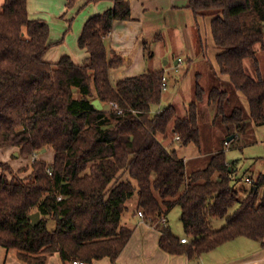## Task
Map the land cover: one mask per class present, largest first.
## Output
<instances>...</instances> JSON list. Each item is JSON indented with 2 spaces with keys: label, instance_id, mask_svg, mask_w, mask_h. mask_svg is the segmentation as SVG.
Wrapping results in <instances>:
<instances>
[{
  "label": "trees",
  "instance_id": "obj_1",
  "mask_svg": "<svg viewBox=\"0 0 264 264\" xmlns=\"http://www.w3.org/2000/svg\"><path fill=\"white\" fill-rule=\"evenodd\" d=\"M77 1L66 0V8ZM81 1L113 3L84 23L77 41L88 53L82 63L69 56L54 63L45 59L50 27L29 18L27 0L1 5L0 149L15 148L32 162L24 176L28 168L15 172L1 163L0 247L23 264H45L54 254L64 264L115 262L134 232L124 218L133 200L136 212L159 231V248L171 255L195 260L237 238L262 242L264 174L250 176V190L239 200L233 181L248 174L236 178L225 147L212 153L204 168L188 173L186 162L164 141L172 134L182 146H200L198 103L205 97L235 145L250 122L264 125V76L257 57L258 50L264 54V0H189L196 18L216 11L211 36L218 75L228 82L219 77L220 87L205 90L197 76L195 101L183 117L172 106L153 110L161 103L164 78L169 80L163 69L111 83V71L121 69L124 59L115 51L108 54L105 38L115 21L131 20L130 0ZM149 46L144 45L147 58ZM226 83L244 96L248 115L241 107L227 111L230 95L221 86ZM95 99L102 110L92 104ZM49 149L51 163L36 156ZM175 207L186 243L160 223ZM35 212L40 219L32 226ZM219 220L223 224L215 228Z\"/></svg>",
  "mask_w": 264,
  "mask_h": 264
},
{
  "label": "crops",
  "instance_id": "obj_2",
  "mask_svg": "<svg viewBox=\"0 0 264 264\" xmlns=\"http://www.w3.org/2000/svg\"><path fill=\"white\" fill-rule=\"evenodd\" d=\"M35 3L49 5V9H51L49 12L50 17L54 21L62 22L61 33L56 38L52 39L50 31L49 41L52 45L45 55V59L52 63L58 61L62 56H69L76 63L84 62L88 57V53L80 49L77 44L84 23L89 17L101 14L113 6L112 2L85 5L83 1L79 0L70 9L73 12L68 15L65 12L66 0H27L29 18L41 19L45 22H47L45 18L36 15L43 9H36L33 5ZM188 6L189 0H130L131 20L115 21L110 34L105 38L108 54L115 51L124 59L122 68L110 73L113 86L120 78L136 76L146 71L158 69H163L167 74H169L170 70H174L176 74H179L177 76L178 81H182L194 63L204 64L202 71L195 74L199 80L208 76L210 81L213 79L214 82L219 83L218 78L220 77L223 82H228L226 77L218 75L217 50L215 49L210 29L212 17L206 15L196 18ZM82 11L85 13H82L81 18L75 21L76 14ZM194 35L197 37L196 43L199 41V51H193V48L187 43L190 36L195 41ZM207 36L210 37L213 44L210 52L205 42V37ZM149 42L154 44V47L156 44L163 43V47L169 44L184 48L185 51L183 52L188 54L184 61L185 64L182 62L180 66L174 68L169 66V61H165L164 67H162L156 55L151 59L147 58L144 45ZM116 72H120V74L117 75ZM237 93L241 97L248 113L247 101L241 93ZM204 100L208 102L207 97ZM167 141L164 144L174 148L177 156L186 163L189 162L188 159L201 157L200 146L192 143L182 146L172 134ZM227 142L228 144L225 145L226 152L228 148L234 145V149L240 153L237 159L228 160V162L236 165V178L241 177L246 171L248 175L244 177V180L251 184V177L254 178L259 173L264 174V125L255 126L250 122L246 133L237 145L228 139ZM18 169L13 170L16 172ZM30 171L31 169L27 171V174ZM252 171L254 173L251 176ZM247 179L250 181H247ZM128 217L131 220L133 218L138 220H134L136 224L133 225V235L116 261L111 262L108 258H104L91 264H264V240L257 242L243 237L237 238L207 254L199 256L195 260H191L186 255H171L159 248V231L137 215L135 203H131ZM166 220L167 226H169L168 215ZM177 237L183 238L184 236ZM0 264L23 263L16 258L12 251L0 247ZM45 264L64 263L58 254H54L48 257Z\"/></svg>",
  "mask_w": 264,
  "mask_h": 264
},
{
  "label": "rangeland",
  "instance_id": "obj_3",
  "mask_svg": "<svg viewBox=\"0 0 264 264\" xmlns=\"http://www.w3.org/2000/svg\"><path fill=\"white\" fill-rule=\"evenodd\" d=\"M3 0H0V11H1V5ZM36 9L41 8L43 10L40 11L38 17L45 18L47 20V23L49 24L52 39L56 38L59 33H61V27L62 22L54 21L50 17V10L49 5L43 4V3H35L33 4ZM67 14H71L73 10H68L66 8ZM82 13H85L82 11L81 13L76 14L77 21L79 18H81ZM216 14V11H209L207 12L208 17H213ZM32 17V16H31ZM195 41L193 40V37L190 36L187 43L190 47L194 50L199 51V41L196 43L197 37L194 35ZM205 42L208 48V51L210 52V49L212 47V41L209 36L205 37ZM150 46L151 51V58L154 57V55L157 56V59L159 60L162 67H164V62L169 61V66L177 68L181 64L178 63V59H181V62L184 63L187 53L183 52L185 51L184 48L179 46H171V45H165L163 47V43L156 44L154 47V44L148 43ZM65 48V47H64ZM191 48V49H192ZM62 49V47H60ZM258 59L260 63V68L264 76V54L258 50ZM185 64V63H184ZM204 64L201 63H194L190 67L189 72L187 73L186 77L182 81H178L177 76L179 74H176L174 70L169 71V80L167 82L166 89L163 91V96L161 103L158 106H155L153 108L154 111H159L167 108L168 106H172L177 110V113L180 117H183L186 112V108L188 105L195 101V83H196V76L195 74L197 72L202 71ZM245 66L250 71L251 64L250 60H245ZM117 75L120 74V72H116ZM212 81V82H211ZM208 79V76L203 77L199 80V84L204 89H209L212 86H219L220 84L218 82H214L212 79ZM208 84V85H207ZM223 89H226L230 95V100L227 103V111L229 112L233 107H241L245 114L248 115L246 107L243 105L241 97H239V94L232 88V86L229 83H226L224 85H221ZM199 110H200V120L199 125L201 128V144H200V151H201V157L200 158H191L188 159V163H186V169L187 172L190 173L196 169H202L206 166L210 156L212 153L224 148V140L231 138L232 136L228 135L227 130L219 124V119L216 118V106L207 102L203 99V101L198 103ZM212 121V122H211ZM214 123V125H212ZM167 141V140H166ZM166 141L164 142L166 144ZM168 143V141H167ZM41 157L47 162L51 163L53 161L54 157V151L52 149L47 150L45 153H37V157ZM240 156V153L234 149V145H232L230 148H228L226 152L227 160L232 161L233 159H237ZM242 157V156H241ZM32 162L31 157H21L19 156L17 150L12 147H5L0 149V174L2 173V167L1 163H6L9 166L12 167V169H20V168H28L30 169V165ZM18 169V170H19ZM17 170V171H18ZM27 170V171H28ZM26 172L21 173V176H24L27 174ZM254 171L251 172V176ZM233 187L238 190L239 192V200H242L246 195L247 192L250 190L251 185L242 178L241 180H234L233 181ZM134 203V200L131 202ZM125 219L127 218L128 223L131 225H135L136 223L134 220H138L136 218H133V220L128 217V214L125 215ZM146 221V220H145ZM148 223V221H146ZM222 221H216L214 223L215 228L221 227L223 223ZM149 224V223H148ZM168 224L171 228L172 232L177 236H184L183 234V228L180 220V210L178 207L173 208L169 214H168ZM150 225V224H149ZM49 228H54V223H49Z\"/></svg>",
  "mask_w": 264,
  "mask_h": 264
},
{
  "label": "built area",
  "instance_id": "obj_4",
  "mask_svg": "<svg viewBox=\"0 0 264 264\" xmlns=\"http://www.w3.org/2000/svg\"><path fill=\"white\" fill-rule=\"evenodd\" d=\"M178 63H179V64L182 63L180 58L178 59ZM167 82H168V79H167V78H164V81H163V84H162L163 90L166 89ZM112 106L117 110V113H118V114H120V113L122 112V110L119 109V108L117 107L116 104H112ZM175 139L179 141V137L176 136ZM247 181H250V180L247 179ZM137 215H138L141 219L146 220V218H145V216H144V214H143L142 211H138V212H137ZM146 221H148V223L151 225V223H150V222H151V219H150V218H149L148 220H146ZM160 223L163 224V225L167 224L165 218H162V219L160 220ZM151 226H152V225H151ZM153 226H154V225H153ZM180 241H181V243H186L188 240H187L186 238L183 237V238L180 239ZM72 264H90V263H85V262H82V261H77V260H75V261H72ZM196 264H202V263H196Z\"/></svg>",
  "mask_w": 264,
  "mask_h": 264
},
{
  "label": "water",
  "instance_id": "obj_5",
  "mask_svg": "<svg viewBox=\"0 0 264 264\" xmlns=\"http://www.w3.org/2000/svg\"><path fill=\"white\" fill-rule=\"evenodd\" d=\"M92 104L95 106V108L97 110H102L103 109V105L101 104V102L98 100V99H95L92 101ZM231 138H228V140H231ZM30 219H31V225L32 226H35L37 225V223L39 222V219H40V215L38 212H35L33 214L30 215Z\"/></svg>",
  "mask_w": 264,
  "mask_h": 264
}]
</instances>
